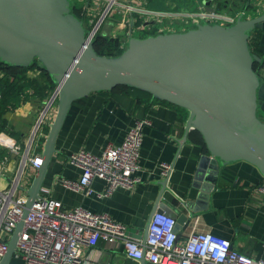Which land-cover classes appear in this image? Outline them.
<instances>
[{
	"label": "water",
	"instance_id": "obj_1",
	"mask_svg": "<svg viewBox=\"0 0 264 264\" xmlns=\"http://www.w3.org/2000/svg\"><path fill=\"white\" fill-rule=\"evenodd\" d=\"M207 12L234 7L240 0H195ZM250 0L228 25L201 19L183 31H162L143 37L131 34L127 46L116 56L98 55L93 30L73 13L71 0H0V62L5 67L25 68L37 60L50 80L57 98L55 115L42 145V164L37 167L20 220L16 223L0 264H8L16 251L23 220L38 198L47 166L55 149L58 130L72 103L90 93L130 86L149 92L153 99L188 111L179 146L190 131H197L206 145L197 161L191 199L174 205L162 198L169 173L159 181L161 190L148 218L163 212L184 230L208 207L222 166L240 160L256 167L264 177V80L255 69L262 57L252 51L251 33L264 32V12L245 16ZM139 264H148L144 255Z\"/></svg>",
	"mask_w": 264,
	"mask_h": 264
},
{
	"label": "crops",
	"instance_id": "obj_2",
	"mask_svg": "<svg viewBox=\"0 0 264 264\" xmlns=\"http://www.w3.org/2000/svg\"><path fill=\"white\" fill-rule=\"evenodd\" d=\"M119 1L136 8L130 11L127 7H114L107 14V17H112L113 22L118 24L119 33H125L131 20L134 21V26H137L133 19L137 13L139 15L141 12V15L149 12L198 13L200 10L195 0ZM247 1L240 0L235 7L229 4L215 13L235 17L244 9ZM249 2L245 16L251 15L254 11L264 12V0ZM106 3L105 0H74V6L80 5L83 18L88 21L95 19L106 7ZM166 17L168 16L158 18ZM173 19L187 24L192 21L194 25L199 21L191 15ZM155 23H157L155 20H147L138 30L152 32L149 28L153 29ZM251 34L250 44L263 58L256 69L264 80V32L254 29ZM26 76L44 79L38 68L27 71ZM0 77H4L2 69ZM41 101L43 100L37 97L26 102L21 101L14 110L6 112L5 119L9 127L5 131L23 143L35 122ZM67 112L58 130L54 144L55 153L47 166V173L41 186L43 190L48 191L51 198L58 199L64 209L82 206L91 212L107 213L114 220L124 224L129 235L143 237L148 218L161 190L159 181L165 177L162 174L161 163L171 165L167 189L162 193L165 201L179 205L180 200L191 199L196 194L197 191L191 184L197 161L205 148L194 131L188 134L187 141L182 147L179 146L178 142L183 136L184 123L188 116L186 109L165 101L146 98L134 104L130 94L112 91L108 94L90 93L89 96L74 101ZM259 115L264 119L263 113L259 112ZM53 118L54 115L49 116L47 122L42 125V134L39 138L43 143ZM146 120L148 123L141 127L139 168L134 173L139 181L132 188L129 190L120 188L110 196L101 198L95 194L84 196L60 185L59 178H78L81 172L79 167L68 163L67 158L70 154L79 149L100 154L107 145L120 143L129 128L135 126L137 122ZM263 179L256 167L242 160L222 166L216 180V188L210 193L208 207L198 212L184 230L177 232V244L185 243L186 236L191 231H206L226 237L232 247L239 252L256 260H264V200L257 191V186ZM91 186L95 192L103 191L105 188L104 181L99 178H93ZM82 259L85 264H139L138 259L125 255L121 242L110 250L103 240L92 249L83 247ZM11 260L20 262L16 256Z\"/></svg>",
	"mask_w": 264,
	"mask_h": 264
},
{
	"label": "built area",
	"instance_id": "obj_3",
	"mask_svg": "<svg viewBox=\"0 0 264 264\" xmlns=\"http://www.w3.org/2000/svg\"><path fill=\"white\" fill-rule=\"evenodd\" d=\"M105 1L106 7L95 19L89 21L88 29L93 30L92 37L114 7L136 10L119 0ZM147 14L157 18L191 15L196 21L221 20L217 22L224 25L233 23L236 17L207 12L202 6L198 13L180 11ZM123 47L122 45L121 48ZM52 93L40 102L35 122L23 143L0 129V259L7 251V241L25 206V189L29 188L31 181L29 185L24 186L21 181L25 175L33 178L37 167L42 164L43 142L39 136L48 117L55 115L53 104L57 102V98L51 100ZM146 123L147 120L137 122L129 128L120 143L107 145L100 154L85 149L70 154L68 163L79 167L81 172L78 178H59L60 185L84 196L95 194L101 198L110 196L120 188H132L139 181L134 173L139 168L141 127ZM160 165L162 174L166 176L171 165ZM93 178L104 181L103 191L95 192L92 189ZM257 191L264 200V179L258 184ZM31 205L23 220L24 226L17 239L16 251L12 255L18 257L20 262L10 259L8 264H85L82 248L92 249L100 240H103L110 250L121 242L128 258L140 259L144 255L149 264H264V260H256L234 249L226 237L206 231H191L186 236L185 243L177 244L176 221L163 212H155L151 216L144 241L143 237L129 235L126 226L107 213L91 212L82 206L64 209L58 199L51 198L48 191L42 188L38 198L34 199Z\"/></svg>",
	"mask_w": 264,
	"mask_h": 264
},
{
	"label": "trees",
	"instance_id": "obj_4",
	"mask_svg": "<svg viewBox=\"0 0 264 264\" xmlns=\"http://www.w3.org/2000/svg\"><path fill=\"white\" fill-rule=\"evenodd\" d=\"M73 13H75V15L78 18L83 20V14L82 13L77 14V12H75L74 4H73ZM93 38H94L93 48L98 55L105 57L116 56L119 55L125 49L120 47L119 38H112V37L106 38L99 35H96ZM252 51L256 52L255 49L253 48ZM259 65L260 64H255L254 68L256 69ZM35 68L41 70V76L44 79H40L36 77L31 78L26 76L27 71L34 70ZM0 69L4 71V77H0V129L5 130L6 128L9 127V124L5 119L6 112L14 110L20 104L21 101L26 102L31 98H35V97L42 100L48 98L52 93L53 89L55 88L56 84L50 80L49 76H47V73L45 72V70L37 60H35L33 64L25 68L5 67L0 62ZM112 91L114 92L122 91L130 94L133 97L134 104L145 98L153 99L152 95L149 92L146 91L143 92L141 90H138L130 86L127 87L116 86L111 90L102 91L99 93L108 94V92H112ZM79 100L81 99H78L76 101ZM192 131L198 134L201 145H203V147L206 149V145H204L201 135L195 130Z\"/></svg>",
	"mask_w": 264,
	"mask_h": 264
},
{
	"label": "rangeland",
	"instance_id": "obj_5",
	"mask_svg": "<svg viewBox=\"0 0 264 264\" xmlns=\"http://www.w3.org/2000/svg\"><path fill=\"white\" fill-rule=\"evenodd\" d=\"M74 4V0H71ZM75 12H77V14H81L80 12V5L76 6L75 7ZM112 13V12H111ZM113 14V13H112ZM112 17H107L106 20L103 21V23L100 25V27L97 29V31L95 32V35H99V36H103V37H112V38H121L120 39V42H119V45L120 47H122V45L124 46V48H126L125 46H127V39H125L128 31H129V28H127L125 30V33H119L118 31V24H116V22H113V19H111ZM133 19L135 20V22H137V26L133 27V30L131 31V34L133 36H137V37H143L148 35L149 33L151 34H157L159 32H162V31H183V30H187L189 28H192L194 26V23L192 21H190L188 24L183 22V21H177V20H174L173 18H169V17H166V18H156L154 15L152 14H143V15H139L138 13L135 15V17H133ZM84 20V23H85V26L88 28L90 27V22L88 20ZM156 21L157 23H155V26H153V29L152 28H149L151 29L150 31L152 32H147L144 31H139L138 29L141 28V26L143 25L144 22L146 21ZM110 21H112V23H110ZM210 22H221V20H217V21H214V20H208ZM121 34V35H120ZM156 100V99H155ZM158 101V100H156ZM56 104L57 102L55 101L54 104H53V108L55 107L56 108ZM260 116V115H259ZM8 132V131H6ZM9 133V132H8ZM32 178L30 176H27L25 175L21 181V184L24 186V185H29V181H31Z\"/></svg>",
	"mask_w": 264,
	"mask_h": 264
}]
</instances>
